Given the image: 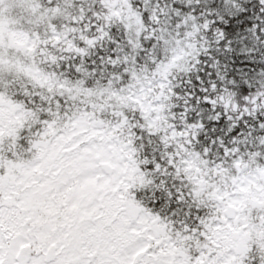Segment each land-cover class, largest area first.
Segmentation results:
<instances>
[{"label":"snow or ice","instance_id":"snow-or-ice-1","mask_svg":"<svg viewBox=\"0 0 264 264\" xmlns=\"http://www.w3.org/2000/svg\"><path fill=\"white\" fill-rule=\"evenodd\" d=\"M0 264H264V0H0Z\"/></svg>","mask_w":264,"mask_h":264}]
</instances>
